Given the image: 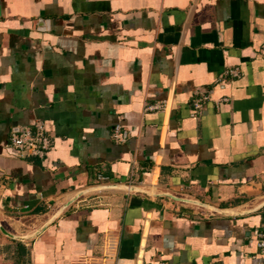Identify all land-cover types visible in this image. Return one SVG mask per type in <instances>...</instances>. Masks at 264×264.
<instances>
[{
	"label": "crops",
	"instance_id": "0c3cea01",
	"mask_svg": "<svg viewBox=\"0 0 264 264\" xmlns=\"http://www.w3.org/2000/svg\"><path fill=\"white\" fill-rule=\"evenodd\" d=\"M263 228L264 0H0V264H262Z\"/></svg>",
	"mask_w": 264,
	"mask_h": 264
},
{
	"label": "built area",
	"instance_id": "2783aa9c",
	"mask_svg": "<svg viewBox=\"0 0 264 264\" xmlns=\"http://www.w3.org/2000/svg\"><path fill=\"white\" fill-rule=\"evenodd\" d=\"M237 76L239 75V70L237 68H228L220 78L226 75ZM207 95L203 93H198L193 99V106L196 110L202 107L204 100ZM216 104L219 100L215 101ZM163 104L147 105L146 109H163ZM112 137L117 141H123L124 137L121 132L120 126H115ZM8 146L17 155L24 156H37L44 158L47 152L51 148V138L43 120H36L32 126H21L14 127L9 133ZM100 179V177H99ZM258 242L257 246L260 251L264 253V228L257 232ZM262 264H264V257L262 259Z\"/></svg>",
	"mask_w": 264,
	"mask_h": 264
}]
</instances>
